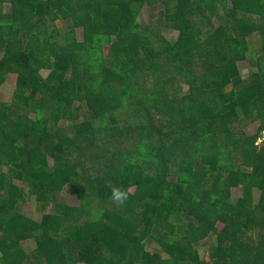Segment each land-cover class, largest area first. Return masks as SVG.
<instances>
[{
    "label": "trees",
    "instance_id": "obj_1",
    "mask_svg": "<svg viewBox=\"0 0 264 264\" xmlns=\"http://www.w3.org/2000/svg\"><path fill=\"white\" fill-rule=\"evenodd\" d=\"M0 94V264H264V0H0Z\"/></svg>",
    "mask_w": 264,
    "mask_h": 264
},
{
    "label": "rangeland",
    "instance_id": "obj_2",
    "mask_svg": "<svg viewBox=\"0 0 264 264\" xmlns=\"http://www.w3.org/2000/svg\"><path fill=\"white\" fill-rule=\"evenodd\" d=\"M157 7H159V9H157ZM8 11V9H6ZM163 15H164V11H163V7L160 3L158 4H155L151 7H147L143 10V12L141 13V16H139V19L140 21L144 24L145 22H147V20H149V24L148 25H151V26H154L156 29L160 30L161 33L168 39H175L177 38L178 36V33L173 30V29H170V28H167L163 22L164 18H163ZM79 30L76 29L75 30V33H76V37H77V40L80 41L81 40V37L79 35ZM173 39V40H174ZM258 37L256 36V38H252L251 39V50L254 52V49L258 47ZM251 63L250 62H243L242 64H240V67H239V70H240V76L239 77V81H242L248 79V74L250 72V66ZM42 76L43 77H46L48 75V71H42L41 72ZM16 85V75L14 73H11L9 74L7 77H6V80H5V86L12 89L14 88ZM169 88L171 89H174V84L173 82L171 81V83L169 82L168 84ZM63 123V122H62ZM254 126H249L246 128V134H253L252 133V129H253ZM264 139V133L262 134V138L258 140V143H260L262 140ZM233 195L234 196H238L239 195V191L236 190V189H233ZM59 200L60 201H64L65 203L69 204V205H72V206H76L79 204V200L73 196V195H70L69 193L65 192L63 194H61L59 196ZM23 213L35 220H39V215L36 211V201L34 198H31V200L27 201L26 204L24 205L23 207ZM24 247H26L27 249H31L33 250L34 249V245L31 241H24L23 243ZM204 250V249H203ZM205 251V250H204Z\"/></svg>",
    "mask_w": 264,
    "mask_h": 264
},
{
    "label": "clouds",
    "instance_id": "obj_3",
    "mask_svg": "<svg viewBox=\"0 0 264 264\" xmlns=\"http://www.w3.org/2000/svg\"><path fill=\"white\" fill-rule=\"evenodd\" d=\"M114 196H115V199L121 203L126 199L125 194L118 190L114 191Z\"/></svg>",
    "mask_w": 264,
    "mask_h": 264
},
{
    "label": "crops",
    "instance_id": "obj_4",
    "mask_svg": "<svg viewBox=\"0 0 264 264\" xmlns=\"http://www.w3.org/2000/svg\"><path fill=\"white\" fill-rule=\"evenodd\" d=\"M157 9H159V7H157ZM145 23H147V24H149V20H147V22H145ZM8 92H9V90H8ZM8 94L6 93V95L5 96H7ZM3 100V96L0 94V100ZM256 196H258L257 194H255ZM254 203H258V198L256 197V198H254Z\"/></svg>",
    "mask_w": 264,
    "mask_h": 264
}]
</instances>
